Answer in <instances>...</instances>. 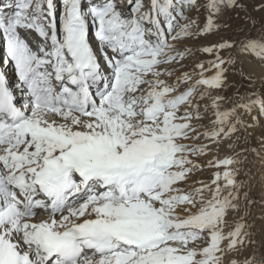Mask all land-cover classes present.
Listing matches in <instances>:
<instances>
[{"label": "snow or ice", "instance_id": "1", "mask_svg": "<svg viewBox=\"0 0 264 264\" xmlns=\"http://www.w3.org/2000/svg\"><path fill=\"white\" fill-rule=\"evenodd\" d=\"M235 10L243 0H0V65L18 77L0 71V264H264L238 180L264 140L228 143L211 180H193L205 141L218 150L264 117V92L230 109L220 94L238 64L264 70V25L182 71L179 45Z\"/></svg>", "mask_w": 264, "mask_h": 264}, {"label": "rangeland", "instance_id": "2", "mask_svg": "<svg viewBox=\"0 0 264 264\" xmlns=\"http://www.w3.org/2000/svg\"><path fill=\"white\" fill-rule=\"evenodd\" d=\"M243 3L246 6V11H241V10H235V11H230L226 13L224 17V23L229 25V27H222L219 32H215L212 34H208L206 36H199V37H192L188 40H186L184 43L179 45L181 50L185 49H191L190 55H188L185 60L182 62L186 67L182 69V71H192V69L195 67L197 62L200 61H207L211 59V57L203 54L202 52L199 51L200 48L203 46L211 45L213 43H216L217 41H220L222 38L227 39L231 36H233L235 33H238L241 28L248 30L251 29V32L253 35L257 33V30L261 28L262 25H264V8L261 6L264 5V0H243ZM187 15L192 18L198 20V22L201 24V26L204 23V14L201 11L199 14L193 10L191 12H188ZM251 17V20L248 19V17ZM255 22V27L252 28V22ZM257 65V64H255ZM179 67V65H177ZM228 76V87L224 90H221L220 94L226 97V100L222 102V107L224 109H230L233 106V102L238 101L241 96H247L250 95L253 91L256 93L264 92V83L261 82V79H256L254 78L244 67L242 64H238L237 66L231 68L229 72L227 73ZM253 77V80H249L247 77ZM215 95V92L213 93ZM241 115L244 114V112L241 110ZM214 118L212 117L211 112L208 113V117L205 118L204 123L208 124L209 119ZM264 124V123H263ZM261 130V139L259 137L255 136H247L246 133L243 131L238 132L236 135L240 136V142L239 144L236 143L238 149L236 151H242L244 148H260V141L264 140V125L260 127ZM244 136H247L248 139L245 141ZM233 142H236L235 138L233 137ZM232 143V141H231ZM230 154L231 151L229 152ZM227 154V155H230ZM247 155L248 160L245 162V164L242 166V172L238 177V180H243L246 182V189L245 190H250L248 187V184H251L256 186L254 181L255 177L254 176H248L250 172V165L255 166L254 164L255 161H260V158L255 156V154H252L250 151L245 153ZM209 156V155H208ZM202 158V157H201ZM198 159V162L203 166L204 163H206L209 159L205 160L204 157L201 159ZM209 158V157H208ZM253 158V159H252ZM204 160V161H203ZM203 161V163H201ZM253 161V162H251ZM257 162V163H258ZM256 163V162H255ZM259 164V163H258ZM258 168V173L264 174V166L261 168L260 166H257ZM254 170V169H253ZM207 171V172H206ZM214 169L208 168L207 166L203 167V170L200 172H197L193 176V180H203L205 182H209L212 178V173ZM255 171V170H254ZM247 173V175H245ZM257 186L259 184L257 183ZM257 189L256 193L253 194L252 199L255 201L254 204L251 206L253 208H256V206H259L258 204L262 205L261 202H263V198L261 196L260 190ZM241 207L243 209L244 205L243 202L241 204ZM251 213V212H250ZM256 216L257 212H256Z\"/></svg>", "mask_w": 264, "mask_h": 264}, {"label": "bare ground", "instance_id": "3", "mask_svg": "<svg viewBox=\"0 0 264 264\" xmlns=\"http://www.w3.org/2000/svg\"><path fill=\"white\" fill-rule=\"evenodd\" d=\"M0 55H2V52H0ZM242 65L254 78H256V79L264 78V70H262L259 65H255V63H248V62H244V63H242ZM0 66H1L2 70L6 73L7 77H9V75H11L13 73L14 67L8 66V65L6 67H3V65H0ZM16 82L17 81H14L15 84H16ZM15 84H14V86H15ZM20 92H22V91L16 90L15 94L17 95ZM240 114H242V113H240ZM241 117L245 121H250V117L245 113L243 115H241ZM260 121L261 122L258 123L254 128H250L248 130V132L246 133L247 136L250 135L251 138H252V136H255V137H259L261 139L260 127H262V125H264L263 124L264 123V117H261ZM241 131H243V129H241ZM237 142L238 141H236V143ZM205 143H208L209 147L212 149V151L208 154L209 156L206 155V159H209V160L214 159L217 155L222 158L225 155L230 154L229 153L230 150L228 149L227 144L231 143V141H226L224 144H222L220 146V148L218 150L216 149V146L214 144H212L211 142L205 141ZM239 143L240 142H238L237 144H239ZM238 148H236V149H238ZM204 160H205V156H204ZM203 161L201 163H203ZM205 162H207V161L205 160ZM251 162H253V161H251ZM255 162H254V164L256 165V167L254 165L253 166L250 165V168H249L250 172H249L248 176L250 177L252 175L255 177L254 183L256 186H254V185L251 186V184H248V187L250 188V190H248V192H249L250 197L252 198L253 194L256 193V191H257V189H255L257 187L258 190H260L259 192H261L263 202H261L262 205L258 204L259 206H256V208H253L252 206L250 207L251 213H250V215H248L246 217V222L249 225H251V227L248 230L252 232L253 238L257 241V244L255 246L259 247L260 243L264 242V174H262L263 172L258 173L259 167H257V166H260L261 168H263L264 163H262L261 159L259 162L258 161H255ZM204 164L206 166V163H204ZM204 164H203V166H204ZM257 183L259 184V186H257ZM256 212H257L258 217L256 216ZM228 219H229V222L231 223L232 220L234 219V217L232 215H230L228 217Z\"/></svg>", "mask_w": 264, "mask_h": 264}]
</instances>
